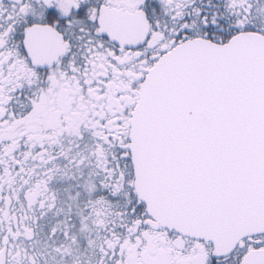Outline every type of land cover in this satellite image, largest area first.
<instances>
[{
    "label": "snow or ice",
    "instance_id": "snow-or-ice-1",
    "mask_svg": "<svg viewBox=\"0 0 264 264\" xmlns=\"http://www.w3.org/2000/svg\"><path fill=\"white\" fill-rule=\"evenodd\" d=\"M0 264H264V0H0Z\"/></svg>",
    "mask_w": 264,
    "mask_h": 264
}]
</instances>
